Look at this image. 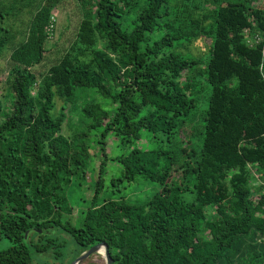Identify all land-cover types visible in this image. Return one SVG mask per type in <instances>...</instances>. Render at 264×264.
<instances>
[{
  "label": "trees",
  "instance_id": "1",
  "mask_svg": "<svg viewBox=\"0 0 264 264\" xmlns=\"http://www.w3.org/2000/svg\"><path fill=\"white\" fill-rule=\"evenodd\" d=\"M63 1L42 0L25 39L8 55L0 97V240L10 245L0 249V264H31L33 255L50 250L60 259L69 245L76 258L100 242L107 243L112 264H246L245 255L263 261L264 194L253 199L249 165L264 180V43H254L264 35V6L259 0H120L140 5L135 23L127 24L115 0H78L87 9L79 52L66 51L37 74L52 12ZM11 9L0 6V56L9 42L2 19ZM104 33L127 48L128 69L121 77L112 59L95 54L116 80L115 107L95 103L79 110L91 119V130L101 132V158L95 194L74 220L61 211L59 190L63 175L81 174L92 152L80 136L69 141L58 134L62 119L51 111L56 94L66 101L83 89L110 94L78 57ZM199 37L211 42L204 57L188 47ZM201 111L199 142L182 140L173 152L170 137L179 118L193 115L183 121L192 124ZM111 132L122 144L142 134L149 142L113 158L128 181L160 186L144 203L97 202L109 160L104 138ZM210 207L214 213L207 217ZM207 222L215 231L210 245L197 240ZM28 232L37 244L28 241Z\"/></svg>",
  "mask_w": 264,
  "mask_h": 264
},
{
  "label": "rangeland",
  "instance_id": "2",
  "mask_svg": "<svg viewBox=\"0 0 264 264\" xmlns=\"http://www.w3.org/2000/svg\"><path fill=\"white\" fill-rule=\"evenodd\" d=\"M42 0H0V6L7 9L13 6V9L5 11L8 12L6 16L2 19V26L7 27L8 31L5 33L8 37L7 51L3 50L0 56V97H4L5 90L7 87L6 80L9 70L8 55L12 47H15L21 43L26 36V31L29 25V21L40 6ZM116 9L120 15L125 14V19L127 24L135 23L136 17L135 11L140 8V5L135 3H130V1L121 2L120 0H115ZM259 5L264 6V0H259ZM127 4L131 5V8L127 7ZM226 4V2L224 3ZM124 9V10H123ZM125 9L131 10L132 15L127 16ZM134 9V12L133 10ZM86 7L83 6L78 0H65L52 12V24L48 29V41L46 42V54L43 63L35 67V72L37 74L45 73L50 65L55 63L66 51L72 50L76 52L79 43V31L80 23L82 18L86 16ZM131 19V20H130ZM250 25H254V20L250 17L248 18ZM132 21V22H131ZM131 22V23H130ZM244 27L245 32L251 26ZM248 28V29H247ZM210 40L206 38L199 37L192 41L188 46L189 50L197 57H204L210 46ZM254 43H264V35L257 37ZM186 44V43H185ZM184 47V46H182ZM264 51V46H263ZM79 50L77 51V53ZM127 48H125L122 43L117 41V39L108 36V33L99 34L97 41L91 47H89L84 53H80L78 57L80 61L88 65L89 70L93 71L99 78L106 83L110 94H101L93 89H83L77 91L73 101H66L58 94L54 97V108L51 113L52 116L60 117L62 122L60 123V130L58 134H62L69 141L73 139L74 136H80L82 141L85 140V144L89 145L90 152H92L88 159L85 161V167L81 174L72 175L69 172L63 175L64 181L61 184L59 190V195L61 198V211L64 214H69L72 219L78 217V213L82 208L87 207L89 201L93 198L95 194V183L98 180L99 173V160L101 158V152L99 150V144L96 141L100 138L101 132L96 130H91V119L87 116H83L80 113V108L83 106H91L95 103L101 104L104 109H114L115 104L112 102V97L116 94L117 85L116 80L100 66L96 58V53L102 54L108 60L113 61V68L116 73L121 77L124 76V72L127 71L126 66V55L128 54ZM184 75L179 78L180 81L183 80ZM36 90L31 91V95H35ZM134 97H138L135 91H132ZM203 111L197 116V119L192 123L188 124L183 121L189 122L193 115L188 116L187 120L179 118L181 126L177 131L170 137V147L173 152L180 151L181 146H184L182 140L191 139L195 144L199 142L201 133L203 132ZM21 136V140H22ZM106 152L108 154L109 160L106 162L104 170V187L101 193L98 195L97 202L102 204L108 200H121L129 201L132 205L144 203L150 197H152L157 191L160 190V186L152 181L145 179L134 180L133 182L128 181L123 177V168L117 161L113 160L119 155H125L129 151L136 148H142L144 146H149V142L146 140L145 136L142 134L140 139L133 137L129 138V143L122 144L119 137L115 136L112 132L109 133L105 138ZM78 149L76 150V152ZM178 151V152H179ZM174 167V166H173ZM249 165V170L252 173L251 184L255 187L253 189L255 194L253 195L254 200H259L262 194H264V180L261 176L255 172ZM179 173V172H178ZM176 173V174H178ZM230 175L229 177H231ZM233 178V177H232ZM118 179H120L118 181ZM263 186V189L257 190V186ZM82 202V203H81ZM177 204H182V200L178 199ZM183 210L189 208V206L184 207L181 205ZM206 216L214 213L213 208L206 209ZM215 231L212 225L207 222L205 226L198 233L199 242L201 241L204 245H210L214 240ZM27 239L31 244L38 243V237L33 233L28 232ZM196 240V238L194 239ZM264 240V238H263ZM10 245V243L5 240H0V249H5ZM84 252V251H83ZM82 252V253H83ZM63 257L60 259H54L52 255V250L41 255H33L31 264H71L75 259V247L74 245H69L65 253L61 252ZM80 253V254H82ZM78 257V256H77ZM246 264H264V260L260 261L262 257L249 258L245 255ZM264 258V257H263ZM81 264H106L105 257L102 253L97 252L85 259Z\"/></svg>",
  "mask_w": 264,
  "mask_h": 264
},
{
  "label": "water",
  "instance_id": "3",
  "mask_svg": "<svg viewBox=\"0 0 264 264\" xmlns=\"http://www.w3.org/2000/svg\"><path fill=\"white\" fill-rule=\"evenodd\" d=\"M27 233H25L26 237ZM103 251V255L106 260V264H112L113 260L111 258L109 247L107 243L100 242L96 245L91 246L89 249L85 250L82 254H80L78 257H76L71 264H81L85 259H87L89 256H91L94 253Z\"/></svg>",
  "mask_w": 264,
  "mask_h": 264
},
{
  "label": "bare ground",
  "instance_id": "4",
  "mask_svg": "<svg viewBox=\"0 0 264 264\" xmlns=\"http://www.w3.org/2000/svg\"><path fill=\"white\" fill-rule=\"evenodd\" d=\"M100 253H102V254H103V251H101Z\"/></svg>",
  "mask_w": 264,
  "mask_h": 264
}]
</instances>
